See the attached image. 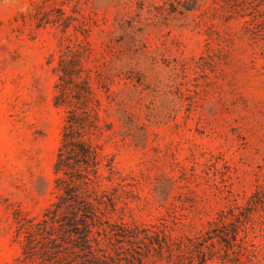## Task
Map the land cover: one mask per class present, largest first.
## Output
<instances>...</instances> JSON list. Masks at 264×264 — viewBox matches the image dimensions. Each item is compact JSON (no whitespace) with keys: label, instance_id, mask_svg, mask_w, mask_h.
Listing matches in <instances>:
<instances>
[{"label":"rangeland","instance_id":"obj_1","mask_svg":"<svg viewBox=\"0 0 264 264\" xmlns=\"http://www.w3.org/2000/svg\"><path fill=\"white\" fill-rule=\"evenodd\" d=\"M72 107L97 118L100 257L264 264V0H0V264L60 195Z\"/></svg>","mask_w":264,"mask_h":264},{"label":"trees","instance_id":"obj_2","mask_svg":"<svg viewBox=\"0 0 264 264\" xmlns=\"http://www.w3.org/2000/svg\"><path fill=\"white\" fill-rule=\"evenodd\" d=\"M68 103L66 91L60 87L55 106ZM92 119L97 121L90 110H68L54 165V173L61 175L55 180L60 195L40 219L23 217L17 221L16 238L21 241L22 255L14 264H106V259L120 264L111 256L99 255V237L107 232L104 226L113 227L107 210L101 208L105 191L100 190L101 160L89 138ZM107 167L112 173V166ZM94 229L96 239L92 238ZM124 231L129 232V228Z\"/></svg>","mask_w":264,"mask_h":264}]
</instances>
